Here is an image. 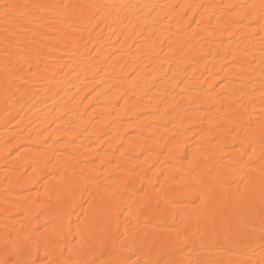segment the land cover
<instances>
[{
	"label": "bare ground",
	"instance_id": "bare-ground-1",
	"mask_svg": "<svg viewBox=\"0 0 264 264\" xmlns=\"http://www.w3.org/2000/svg\"><path fill=\"white\" fill-rule=\"evenodd\" d=\"M51 2L127 5L129 7L120 12V21H124L125 13L128 20L114 22L116 12H113L112 18L98 29L89 26L87 32L82 33L86 39L91 33L89 48L96 45L101 53L99 59L94 58L95 53L87 55V49H83V54L68 52L66 55L59 35L53 33L43 39L37 34L33 40V33L29 31L27 39L33 42L28 47L46 55L40 58L39 68L37 60L33 59L26 81L10 76L6 84L3 68L6 58L0 43V233L6 223L16 227L30 224L32 229L43 231L46 221L55 222L61 207L60 198L70 199L73 194L76 198L72 216L75 228L77 217L83 219L82 213L88 209L90 194L94 206L101 208L100 198L108 185L115 181L123 188L124 180L132 182L137 190L133 199L128 198L131 191L124 193V200L133 208L130 217L133 226L137 225L138 214L133 200L144 205L140 230L157 231L154 225L161 215H167L169 225H179L180 221L173 219L175 205L166 201L173 196L179 198L184 191L180 181L187 178L185 170L191 167L189 161L197 163L201 157L212 156L211 163L216 164L219 155L227 157L236 151L232 144L235 133L229 135L233 125L224 121L227 104L223 96L216 98L221 76L229 71L225 65L231 61L230 56L224 58L228 33H223V47L218 41L224 21L228 15L235 14L225 15L218 11L213 15L212 9L202 6L258 3L259 0ZM144 5L149 7L144 8ZM152 5L159 7L153 10ZM218 19L220 27H217ZM133 25L138 27L134 29ZM32 27L35 26L29 25ZM133 31L137 34L130 36ZM153 31L162 40L171 37L168 39L171 51L167 44L162 45V52L154 47ZM133 41L139 44L134 45ZM185 43L188 47L181 51L180 46ZM237 45L243 48L239 33L231 46L235 49ZM254 51L258 63L259 51ZM233 69L238 71L234 65ZM134 70L135 74L129 78ZM254 76L256 83L246 91L258 87L259 72ZM229 79L236 77L230 75ZM256 95L258 97L259 93ZM248 102L249 97L245 95L244 103ZM252 103L255 108L250 110L259 112V100ZM255 118L254 115L253 120ZM218 124L222 126L216 127ZM48 137L55 143H46ZM216 141L224 148L222 153ZM200 146L203 152L197 153L194 160L193 154ZM70 155L74 159L70 160ZM52 156L59 164L54 161L55 166L46 165L44 161ZM66 161L68 167L64 168ZM227 162V159L219 161L221 164ZM80 168L86 174L95 172L99 177L96 183L102 186L99 191L95 185L75 188L77 177L73 171L79 172ZM204 170L205 166L201 165L197 175ZM9 187L10 192L6 191ZM141 187L145 193H139ZM25 197L28 198V204L23 205L27 209V219L19 214L18 206L11 203ZM158 200L160 212L156 211ZM11 216L15 219H7ZM189 252L192 259L198 257L209 264H228L241 259L258 264L261 260L259 247L248 255L227 248L196 252L190 249Z\"/></svg>",
	"mask_w": 264,
	"mask_h": 264
},
{
	"label": "snow or ice",
	"instance_id": "snow-or-ice-1",
	"mask_svg": "<svg viewBox=\"0 0 264 264\" xmlns=\"http://www.w3.org/2000/svg\"><path fill=\"white\" fill-rule=\"evenodd\" d=\"M128 7L92 2L0 0V36L3 37L0 43L4 46L6 58L3 64L6 84L10 76L26 81L28 73L32 71L33 59L37 60L39 68L40 58L46 55L43 51H33L28 47L33 42L27 39L29 31L33 33V40L37 34H41L43 39H48L53 33L59 35L66 55L68 52L83 54V49H87V55L95 53L94 58L99 59L101 53L97 51L96 45L89 48L92 43L91 33H88L87 39L82 33L87 32L89 26L93 30L98 29L100 24L112 18L113 12H116L114 22L127 21V13L124 21H120V12ZM143 7L148 8L149 5ZM151 7L155 10L159 6ZM202 7L212 9L213 15L218 11H223L225 15L235 14L228 15L224 21L222 36L218 41L223 47V33H228V47L224 58L230 56L231 61L225 65L229 71L221 76L220 84L217 85L220 91L216 98L223 96L227 104L224 121L233 125L229 129V135L235 133L232 144L236 151L227 157L219 155L216 164L211 163L212 156L201 157L197 163L189 161L191 167L185 170L187 178L180 181L184 191L179 198L173 196L166 201L175 205L173 219L179 220L180 224L169 225L167 215H161L154 225L157 231L140 230L139 220L144 205L139 200H133L138 213L137 225L133 226L130 220L133 208L124 200V193L131 191L132 195L128 198L133 199L137 190L130 181L124 180L123 188L113 181L100 198L101 208L94 206L95 201L89 195L88 209L82 213L83 219L77 217L75 228L72 221L76 202L74 194L70 199L60 198L61 207L55 222L46 221L43 231L39 228L32 229L30 224L16 227L6 223L0 233V264H209L198 257L192 259L189 250L196 252L207 248H227L229 251L239 250L241 255H248L257 247L261 250L258 264H264V0H259L258 3ZM208 23L210 25L211 18ZM29 25L35 27L29 28ZM220 26L221 21L218 19L217 27ZM136 27L138 25H133L134 29ZM197 27H200L199 23ZM230 29L235 31H229ZM237 33L240 34L243 48L237 45L233 49L231 45ZM112 34H116L115 30ZM136 34L133 31L130 36ZM21 37H24L23 41ZM152 39L155 41L154 47L160 48L161 52L164 44L172 50V45L168 44L171 37L162 40L153 31ZM133 43L139 44V41ZM187 47L185 43L180 46V50ZM254 50L259 51L258 63ZM219 52L220 48L217 49V54ZM157 58H160L159 54ZM233 65L238 71L233 69ZM257 71L258 87H251L250 92L246 91L256 83L254 73ZM134 74L135 70L129 78ZM230 75H234L236 79L230 80ZM245 95L249 97L247 104L244 103ZM236 97L238 99H234ZM256 99L260 102L259 112L250 110L255 108L252 101ZM188 130L191 131V128ZM45 142L55 143L50 141V137ZM216 147L220 148L221 153L224 151L219 141H216ZM202 152L203 146L198 147L193 159H196L197 153ZM69 159H74V156L70 155ZM225 159L228 161L226 164L219 163ZM54 161L59 164L55 156L44 163L53 165ZM201 165L205 166V170L197 175V169ZM63 167H68V161ZM33 172L35 174V168ZM49 175L52 173L49 172ZM73 175L77 177L75 188L95 185L99 191L102 187L96 183L99 177L94 171L86 174L80 168L79 172L73 171ZM6 191L10 192L11 187ZM138 191L145 193L143 187ZM11 203L17 205L19 214L27 219V209L23 205L28 204V198ZM156 211H162L159 200ZM39 215L38 213L37 219ZM228 264H252V261L241 259L229 261Z\"/></svg>",
	"mask_w": 264,
	"mask_h": 264
}]
</instances>
